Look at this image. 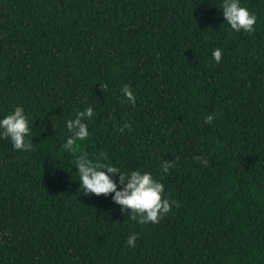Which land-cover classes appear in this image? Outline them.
I'll return each mask as SVG.
<instances>
[{"label": "trees", "instance_id": "16d2710c", "mask_svg": "<svg viewBox=\"0 0 264 264\" xmlns=\"http://www.w3.org/2000/svg\"><path fill=\"white\" fill-rule=\"evenodd\" d=\"M221 4L0 0V118L23 106L33 143L0 138V264H264V0H241L251 34L231 31ZM88 106L90 138L64 149ZM82 154L151 172L179 207L131 220L83 192Z\"/></svg>", "mask_w": 264, "mask_h": 264}, {"label": "clouds", "instance_id": "9594fccd", "mask_svg": "<svg viewBox=\"0 0 264 264\" xmlns=\"http://www.w3.org/2000/svg\"><path fill=\"white\" fill-rule=\"evenodd\" d=\"M222 16L225 23L234 32L253 33L256 31L257 15L250 12L247 7L242 6L241 0H222ZM212 57L217 64L222 60V49H215ZM107 88L108 85H102ZM122 92L127 100L136 104V95L130 85H125ZM94 119V109L88 106L82 111H76L73 119L66 121V128L70 135L63 144V148L75 151L80 141L90 138L89 123ZM215 114L205 118V123L212 124ZM128 128V125H125ZM31 117L26 113L23 106H14V109L7 115L0 118V138L10 140L13 148L17 151H32L31 142ZM121 132L124 128L120 129ZM107 155L103 160L93 162L86 154L77 159L80 187L88 195L110 196L114 203L122 206V211L131 210L130 219L141 225L157 224L167 214L172 212V206L179 204L171 198L170 193L166 194L165 184L158 180L151 172L141 169L122 171L119 167L110 162L105 163ZM196 160L207 165L208 161L197 156ZM178 161H162V174H170V170L177 167ZM119 175V180L114 179ZM114 194V195H112ZM138 234H130L126 244L135 247Z\"/></svg>", "mask_w": 264, "mask_h": 264}]
</instances>
